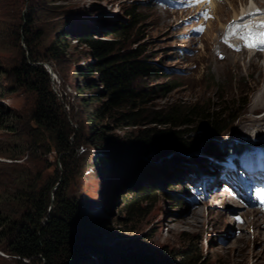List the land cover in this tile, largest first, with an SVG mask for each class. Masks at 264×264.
<instances>
[{"label": "rangeland", "instance_id": "rangeland-1", "mask_svg": "<svg viewBox=\"0 0 264 264\" xmlns=\"http://www.w3.org/2000/svg\"><path fill=\"white\" fill-rule=\"evenodd\" d=\"M255 1L213 0L203 6L197 0H0V111L5 116L0 122V212L12 221L21 218L26 208L13 200L17 190L34 185L39 192L43 184L59 176L55 190L66 176L58 155L44 152L53 143L49 135H37L34 142L31 114L37 97L21 88L12 74L23 55L28 56L25 43L17 42L13 33L25 25L23 17L31 7L35 22L28 27L29 38L38 32L43 34L36 41L34 53L46 60L32 64L41 65L48 73L59 118L72 129L71 140L81 153L75 163L69 164L74 174L67 196L88 204L91 217L106 229L105 236L95 243L102 251L107 250L111 264H119L122 255L129 260L126 264H138L136 259L142 264H157L159 256L186 255L189 251H199L204 264H264V207L257 206L264 190V53L241 44L231 34L233 20L246 8L258 6L264 11V0ZM131 8L136 9L139 23L127 16ZM123 25V33L113 36L119 48L144 50L162 76L150 79V86L174 89L169 94L155 93L148 108L160 111L177 106L215 113L226 126L220 133L207 136L212 144L200 145L211 127L202 125L199 129L197 124L193 129L188 127L195 132L185 139L190 146L202 140L191 152L178 149L173 145L177 140L171 136V144L165 148L168 152L158 154L142 141L148 137L157 141L171 128L148 125L117 129L115 119L123 109L104 112L106 100H91L101 88L77 93V87L84 84L79 70L97 62L79 37L90 33L104 39ZM68 27L63 37L67 45L58 55H52L48 48ZM253 132H259V142L251 138ZM113 141L141 149L149 146L145 154L127 159L134 162L139 158L144 165L163 168L164 172L147 167L137 172L112 169L107 176L100 157L95 156H104V147ZM233 141L248 143L251 148L240 156L242 171L236 176L237 186L242 175L250 180L249 191L238 195L234 187L235 196L227 200L225 191L230 187L231 174L224 169L210 180L196 173L185 178L180 174L184 170L193 172L197 159L213 171V160L219 161L221 155L213 145ZM195 176L204 182H193ZM144 181L154 184L158 192L140 213L133 214L122 202L132 187ZM186 191L195 194L182 205L180 196ZM103 196H108L105 205ZM12 234H0V264H32L4 251L12 243ZM96 254L86 252L79 264H100L101 257ZM172 260L177 263L180 258Z\"/></svg>", "mask_w": 264, "mask_h": 264}, {"label": "trees", "instance_id": "trees-1", "mask_svg": "<svg viewBox=\"0 0 264 264\" xmlns=\"http://www.w3.org/2000/svg\"><path fill=\"white\" fill-rule=\"evenodd\" d=\"M32 10L30 7L27 17H23L26 22L25 25H22L20 30L13 33L17 42L21 40L25 43L28 56L23 55L21 65L13 68L12 74L21 88L37 97L36 107L31 114L35 128L32 129L30 134L33 135L34 142H36L37 135H49L48 140L53 141V143L46 146L44 152L46 155H50L51 152L58 155L64 166L66 176L63 178L64 183H61V186L55 190L54 187L58 183L59 176L43 184L39 192L34 189V185L32 188H30L31 186H25L24 189L15 192L13 200L22 207L25 205L26 209L21 218L13 221L11 217L0 212V234L13 231L12 235H14L12 243L4 251L20 260H30L33 262L32 264L36 262H43L44 264H79L86 252L91 250L101 257L100 264H111V258L106 253L107 250L103 248L104 251H102L96 247L95 243V241L101 240L105 236L106 229L102 227L98 220L91 217L88 204L67 196L70 180L74 174L71 172L69 164L75 163L74 160L81 153L79 147L76 144L74 145L71 140L72 129L59 118L57 99L50 91L51 79L48 73L41 65L32 64L46 61L34 53L36 41L43 34L38 32L29 38L28 27L35 22L30 16ZM126 14L135 23H139V19L135 17V8L128 9ZM125 28V25L116 28L114 32L104 36V39H98L90 33H85L84 36L79 37V41L90 48L91 54L97 59V62L79 70L78 75L83 78L84 84L82 88L77 87V93L101 88L102 91L93 94L91 100L93 102L106 100L102 105L104 112H109L112 109H123L115 119L117 129L148 125L171 128L164 131V133L162 132V138L157 141L149 137L142 141V144H150L158 154L168 152V149L165 150V148L168 144H171V136H174L177 140L174 141L173 145L180 150L191 152V149L195 148L203 139H207V136L220 133V129L226 124H222L223 121H218V115L205 109L200 112L190 107L181 109L177 106H170L160 111L148 108L150 98L156 95L155 93L169 94L174 89L166 85L154 88L150 86V79L158 80L162 76L154 67L150 57L145 55L144 50L123 51L119 48V42L113 36L121 35ZM19 31H21V34ZM65 34L62 33L61 38H57L48 48L52 55H58L67 45L63 38L66 36ZM93 75L96 76V79H89V76ZM0 119H2L0 122L5 121L2 111H0ZM202 125L210 126L211 131L203 132L205 134L199 131L203 134V139L192 142L190 146L185 139L195 130H188V127L193 129L192 127L197 126L196 128L200 129ZM132 146H125L116 141L110 144L107 143V146L103 149L105 155L99 156L100 164L104 167L106 175L112 169L137 172V170L146 167L156 173L164 172L163 168L149 164L144 165L145 162L139 158L134 162L127 159L128 156L134 154L143 155L147 152L145 151L146 148H149V146L142 147V149ZM161 146L163 147L160 149ZM215 146L217 149L221 148L224 155L237 149L239 151L242 148L234 145L230 149L228 147L229 142H226L225 145H213L214 148ZM12 158L18 160L17 157ZM198 167L206 172L208 171V166L202 165L200 160L197 159L193 161V172L184 170L180 174L184 178L188 177L196 173ZM193 181L197 182L196 179ZM157 192L158 190L154 184L150 181H144L143 184L131 188L130 194L122 202L123 207L128 208L133 214L140 213L142 206L150 202L152 196ZM194 194V191H186L185 195L180 196L182 197L180 198L182 200L181 204L185 205L194 197ZM106 195L110 197V194ZM108 196L102 198L104 205L108 200ZM196 255L197 257L194 258ZM173 257L180 258V260L176 263L172 260ZM159 260V264H204L199 251H189L186 255L167 254L159 256ZM126 262H129L128 258L122 255L119 264H126ZM135 263L142 264L141 260L138 262L137 259ZM146 264H156V262Z\"/></svg>", "mask_w": 264, "mask_h": 264}, {"label": "snow or ice", "instance_id": "snow-or-ice-1", "mask_svg": "<svg viewBox=\"0 0 264 264\" xmlns=\"http://www.w3.org/2000/svg\"><path fill=\"white\" fill-rule=\"evenodd\" d=\"M199 2V0H197ZM207 17V13L204 14ZM245 27H250L249 25H245ZM258 28L264 29V23L257 26ZM202 31V29H200ZM245 39L248 41L247 46L250 48L260 47L264 50V31H249Z\"/></svg>", "mask_w": 264, "mask_h": 264}, {"label": "bare ground", "instance_id": "bare-ground-1", "mask_svg": "<svg viewBox=\"0 0 264 264\" xmlns=\"http://www.w3.org/2000/svg\"><path fill=\"white\" fill-rule=\"evenodd\" d=\"M254 2H257V1L254 0ZM241 16H242V15H241ZM241 16H240V17H241ZM238 17H239V16H237V19H238ZM257 24H258V23H257ZM234 28H235V27H233V29H234ZM244 42H248V41H247L246 39H244ZM261 101H262V100H261ZM261 139H262L261 136H260V138H259V136L257 135V140L260 141ZM192 155H193V154H192ZM207 164H209V163H207ZM208 167H209L210 169L212 168L211 166H208ZM211 170H212V169H211ZM249 223H250V222H249ZM249 223H248V224H249ZM252 224H253V223H250L249 225H252ZM253 225H254V224H253ZM262 226H263V225H262ZM254 227H255V225H254Z\"/></svg>", "mask_w": 264, "mask_h": 264}, {"label": "water", "instance_id": "water-1", "mask_svg": "<svg viewBox=\"0 0 264 264\" xmlns=\"http://www.w3.org/2000/svg\"><path fill=\"white\" fill-rule=\"evenodd\" d=\"M69 28L70 27L66 28L65 33L68 32ZM99 156H101V154L100 153H97L95 157H99Z\"/></svg>", "mask_w": 264, "mask_h": 264}]
</instances>
